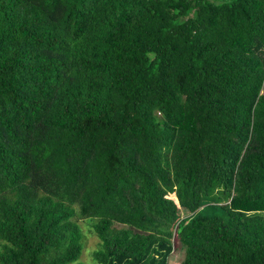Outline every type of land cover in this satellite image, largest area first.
<instances>
[{
    "label": "trees",
    "instance_id": "trees-1",
    "mask_svg": "<svg viewBox=\"0 0 264 264\" xmlns=\"http://www.w3.org/2000/svg\"><path fill=\"white\" fill-rule=\"evenodd\" d=\"M75 216L96 264H264V0H0V264Z\"/></svg>",
    "mask_w": 264,
    "mask_h": 264
},
{
    "label": "rangeland",
    "instance_id": "rangeland-1",
    "mask_svg": "<svg viewBox=\"0 0 264 264\" xmlns=\"http://www.w3.org/2000/svg\"><path fill=\"white\" fill-rule=\"evenodd\" d=\"M183 216V214L181 213ZM74 220L79 224L82 233V247L80 255L77 261L71 262L70 264H96L92 258V252L98 246L97 238L91 230V223L86 218L74 217ZM173 251L168 257V264H177L181 253L177 252L176 247V235L172 238Z\"/></svg>",
    "mask_w": 264,
    "mask_h": 264
}]
</instances>
